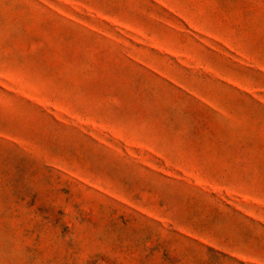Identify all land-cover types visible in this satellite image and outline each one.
Wrapping results in <instances>:
<instances>
[{"label":"rangeland","instance_id":"rangeland-1","mask_svg":"<svg viewBox=\"0 0 264 264\" xmlns=\"http://www.w3.org/2000/svg\"><path fill=\"white\" fill-rule=\"evenodd\" d=\"M0 264H264V0H0Z\"/></svg>","mask_w":264,"mask_h":264}]
</instances>
